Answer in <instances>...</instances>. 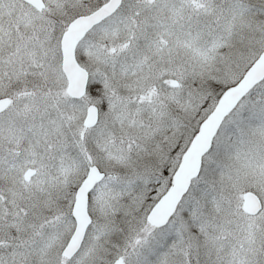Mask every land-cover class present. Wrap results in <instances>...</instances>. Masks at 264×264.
I'll return each instance as SVG.
<instances>
[{"label": "snow or ice", "instance_id": "6c2138e0", "mask_svg": "<svg viewBox=\"0 0 264 264\" xmlns=\"http://www.w3.org/2000/svg\"><path fill=\"white\" fill-rule=\"evenodd\" d=\"M0 264H264V0H0Z\"/></svg>", "mask_w": 264, "mask_h": 264}]
</instances>
